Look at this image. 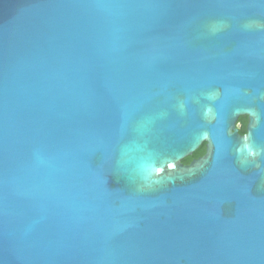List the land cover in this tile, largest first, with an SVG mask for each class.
Here are the masks:
<instances>
[{
	"label": "water",
	"instance_id": "water-1",
	"mask_svg": "<svg viewBox=\"0 0 264 264\" xmlns=\"http://www.w3.org/2000/svg\"><path fill=\"white\" fill-rule=\"evenodd\" d=\"M0 264H264V0H0Z\"/></svg>",
	"mask_w": 264,
	"mask_h": 264
},
{
	"label": "flooded vegetation",
	"instance_id": "flooded-vegetation-1",
	"mask_svg": "<svg viewBox=\"0 0 264 264\" xmlns=\"http://www.w3.org/2000/svg\"><path fill=\"white\" fill-rule=\"evenodd\" d=\"M241 118H243V119L245 120L244 123H243L242 121L239 120V119H241ZM239 119H237L238 122H237V124H236V128H237L239 134H240V135H243V134L246 132L247 118H246L245 116H242V117H240ZM237 126H238V127H237ZM243 127H244V133H243V132H240V130H242ZM202 146H204V145H202ZM200 147H201V146H200ZM204 147H205V146H204ZM204 147H203V148H204ZM198 148H199V147H198ZM204 152H205V148H204ZM194 153H195V152H194ZM194 153L189 157L190 160H189L188 163H186V164H184L183 162H182V163H183L184 165H189L191 161L196 160V159L202 157L203 154H204V153H203L202 155H199V156L196 155V156H195Z\"/></svg>",
	"mask_w": 264,
	"mask_h": 264
},
{
	"label": "trees",
	"instance_id": "trees-1",
	"mask_svg": "<svg viewBox=\"0 0 264 264\" xmlns=\"http://www.w3.org/2000/svg\"><path fill=\"white\" fill-rule=\"evenodd\" d=\"M240 121H242L243 123L245 122V120L243 119V118H241V119H239ZM240 132H243L244 133V127H243V129L242 130H240ZM204 146H201V147H199V149H197V151L194 153V155L196 156H199V155H202L203 153H204V148H203ZM189 157L188 158H186V159H184L183 160V163L184 164H186V163H188L189 162Z\"/></svg>",
	"mask_w": 264,
	"mask_h": 264
},
{
	"label": "rangeland",
	"instance_id": "rangeland-1",
	"mask_svg": "<svg viewBox=\"0 0 264 264\" xmlns=\"http://www.w3.org/2000/svg\"><path fill=\"white\" fill-rule=\"evenodd\" d=\"M238 127V126H237Z\"/></svg>",
	"mask_w": 264,
	"mask_h": 264
}]
</instances>
